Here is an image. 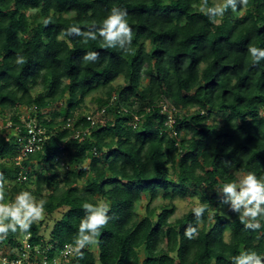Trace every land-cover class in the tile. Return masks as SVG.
I'll use <instances>...</instances> for the list:
<instances>
[{
  "label": "trees",
  "instance_id": "1",
  "mask_svg": "<svg viewBox=\"0 0 264 264\" xmlns=\"http://www.w3.org/2000/svg\"><path fill=\"white\" fill-rule=\"evenodd\" d=\"M114 7L128 12L131 52L104 47L99 36L84 43L64 34L72 25L95 33ZM203 7V0H0V112L14 110L20 122L22 109L31 110L47 130L42 150L21 165L2 161L21 146L0 137L5 200L30 191L46 201L45 219L28 231L33 244L46 242L47 218L63 212L50 233L51 259L73 243L82 205L101 200L111 219L78 264H234L245 250L264 256V219L248 229L238 213L224 212L230 202L221 204L223 185L237 174L264 176V58L254 63L249 52L264 49V0L238 4L237 16L229 8L217 23ZM90 51L99 53L94 62L83 59ZM120 78L124 86L115 85ZM95 93L102 98L90 114L105 112L92 127L84 111ZM161 101L176 108L172 126ZM22 170L27 179L17 180ZM191 196L206 206L199 223L193 209L172 221L174 201ZM157 200L168 204L152 206ZM189 225L198 232L191 239ZM14 233L6 241L16 245Z\"/></svg>",
  "mask_w": 264,
  "mask_h": 264
},
{
  "label": "clouds",
  "instance_id": "2",
  "mask_svg": "<svg viewBox=\"0 0 264 264\" xmlns=\"http://www.w3.org/2000/svg\"><path fill=\"white\" fill-rule=\"evenodd\" d=\"M248 0H222L221 3L208 7V0H203L202 11L208 16L212 23H217V18H222L224 13L231 8L233 12L239 5H247ZM50 23V18L44 21ZM92 27H96L93 23ZM67 36H81L84 43L89 40H96L98 36L103 40V46L107 48H119L125 53L132 50L133 31L129 25L128 12L126 9L112 8L109 15L101 22L97 31H81L76 25L70 26L64 33ZM249 52L254 63H259L264 58V49L250 47ZM99 53L95 51L87 52L83 59L86 62H94L98 59ZM18 65L25 63L22 56L16 59ZM6 178L0 172V240L6 238L9 231L28 232L31 225L44 219V205L46 201H37L30 191H21L14 201L5 202ZM239 189V191H237ZM222 192L227 199L221 200V204H229L231 211L239 214L241 223L252 230L262 227L260 221L264 219V176L257 177L254 172L246 173L238 181L229 182L223 185ZM86 215L82 218L79 230L73 238V243L66 245L68 254H74L79 259L84 258L83 249L93 244H98V237L101 229L105 228L111 219L108 215L110 205L105 201L98 203L85 202L82 205ZM206 211V206L201 204L193 209L194 215L199 223L200 218ZM198 234L197 227L191 225L185 229L188 238H194ZM69 249L72 251L69 252ZM234 264H264V256L256 251H241L233 257Z\"/></svg>",
  "mask_w": 264,
  "mask_h": 264
},
{
  "label": "built area",
  "instance_id": "3",
  "mask_svg": "<svg viewBox=\"0 0 264 264\" xmlns=\"http://www.w3.org/2000/svg\"><path fill=\"white\" fill-rule=\"evenodd\" d=\"M160 107L162 108V111L169 113V124L172 126L174 123L173 111L176 110V108L174 106H170L165 101L160 102ZM104 112L105 109H102L99 114H89L87 116V119L91 122L92 127L96 124L97 116ZM12 115L13 113L8 115H5L4 113L0 114V137H5L7 139L14 137L16 142L20 144L21 150L19 156L14 158H5L2 161L21 165L22 161L26 159L29 154L42 150L47 139V130L39 122L38 118L33 116L31 110L22 109L19 117L20 122L14 121L11 118ZM136 119H138L137 116ZM86 134H89V129L78 131L75 138H80L82 135ZM62 166L66 167V164L62 163ZM26 179L27 176L25 171L22 170L17 180ZM10 201L14 200L10 198L5 200L6 203ZM32 236L31 232L25 233L18 229L14 233L16 245L9 244L8 241H6L8 235L3 240H0V264H78L76 261L77 256L74 254H68L66 246L60 252L56 253L51 259L48 256V253L50 250L54 249L53 244L49 241L45 242L44 238L41 240V243L33 244L31 242ZM71 251L72 250L69 249V252Z\"/></svg>",
  "mask_w": 264,
  "mask_h": 264
},
{
  "label": "rangeland",
  "instance_id": "4",
  "mask_svg": "<svg viewBox=\"0 0 264 264\" xmlns=\"http://www.w3.org/2000/svg\"><path fill=\"white\" fill-rule=\"evenodd\" d=\"M213 2H215V4H218V3H221L222 0H213ZM227 11L224 13V15L227 14ZM30 14L33 15L32 16V21H33L34 20V13L30 12ZM232 14L234 16H237L235 14V12H233ZM120 84L123 85V86L125 84L122 78L118 79V81L115 82L116 86H119ZM101 98H102V94L101 93H95V94L90 95L86 99V103L85 104H86V108L87 109L84 111L86 115H89L90 113L96 112V110L98 109V106H99L98 102L101 100ZM19 110L21 111V108H19ZM51 110H53V108ZM14 112H15L14 110H11V111H7V112H3V113L5 115H8L10 113L14 114ZM47 115H48V117H50L49 114H47ZM214 119H215V121L220 122L221 121V116L220 115L214 116L213 120ZM213 120H211L212 123L215 122ZM65 162H66V159H63L61 161V168H59V170H58L59 172L63 171L62 163H65ZM31 170H32V172H35V176L34 177H37L36 175H37V172L40 170V167L36 166V167L31 168ZM237 176H238V180L243 177V175L241 173L237 174ZM149 199H150L149 196H144L143 199L141 200V202L138 203V205H137V213H138V215L140 217H143L146 214V207L149 204ZM162 203L168 204V202H163L161 200H157V201H154L152 203V206L160 205ZM174 204L176 206V212L172 216V219H171L172 221L175 220L176 218L182 217L184 214H186L190 210H192L195 207L199 206V197L191 196V197H188L186 199H176L174 201ZM229 211H230V209H228V208H226L224 210L225 213H228ZM62 215H63V212L59 211V212H56L55 214H53L50 218H47V223L46 224L48 225V228L45 229V231H43V230L41 231V233L46 238V242H48L50 240V233L53 230L55 222L58 221L59 219H61ZM45 217H46V215L44 216V219H45ZM141 258H143L142 254H141ZM97 264H101V263L98 262Z\"/></svg>",
  "mask_w": 264,
  "mask_h": 264
}]
</instances>
